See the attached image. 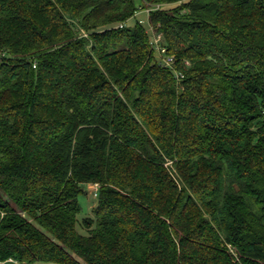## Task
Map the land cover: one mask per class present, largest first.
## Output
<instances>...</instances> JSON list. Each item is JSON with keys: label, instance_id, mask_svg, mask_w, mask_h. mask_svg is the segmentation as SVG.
Returning a JSON list of instances; mask_svg holds the SVG:
<instances>
[{"label": "trees", "instance_id": "trees-1", "mask_svg": "<svg viewBox=\"0 0 264 264\" xmlns=\"http://www.w3.org/2000/svg\"><path fill=\"white\" fill-rule=\"evenodd\" d=\"M47 261L264 264V0H0V264Z\"/></svg>", "mask_w": 264, "mask_h": 264}, {"label": "rangeland", "instance_id": "rangeland-1", "mask_svg": "<svg viewBox=\"0 0 264 264\" xmlns=\"http://www.w3.org/2000/svg\"><path fill=\"white\" fill-rule=\"evenodd\" d=\"M134 1L138 4L139 0H134ZM135 18L141 19L142 25L145 27V29L147 30V33L150 36V29H149L148 22L146 19V13L143 10L138 11L136 16L131 17L129 19L128 24H132ZM80 188H81V191L77 196V202H78L80 209L76 216L77 221H76L75 228L79 233L86 234V230L82 226L81 222H82V219L85 217L94 218L93 207L95 206L97 199H96V196H94L91 193L92 188L91 186H89L88 183L80 184ZM42 264H55V263L47 261V262H43Z\"/></svg>", "mask_w": 264, "mask_h": 264}, {"label": "built area", "instance_id": "built-area-1", "mask_svg": "<svg viewBox=\"0 0 264 264\" xmlns=\"http://www.w3.org/2000/svg\"><path fill=\"white\" fill-rule=\"evenodd\" d=\"M159 6V4H155L153 7L157 8ZM149 9L151 8H145L143 11L147 14V12L149 11ZM142 23V21H140ZM123 23H118V26H122ZM149 26V25H148ZM150 29V44L153 46V48L156 51V55H157V59L159 61L160 64L164 65V66H168L173 68V62H174V58L172 55L167 54L166 52V47L163 44V36L160 32H156L154 31L151 27H149ZM176 77H182V74H180L179 72H176ZM89 186H91L92 191L91 193L96 196L97 195V189H98V183H92L89 184ZM11 260V259H9Z\"/></svg>", "mask_w": 264, "mask_h": 264}]
</instances>
